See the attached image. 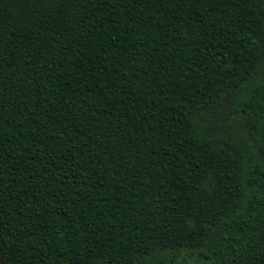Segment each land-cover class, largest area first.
Listing matches in <instances>:
<instances>
[{
	"label": "trees",
	"instance_id": "obj_1",
	"mask_svg": "<svg viewBox=\"0 0 264 264\" xmlns=\"http://www.w3.org/2000/svg\"><path fill=\"white\" fill-rule=\"evenodd\" d=\"M198 251L264 264V0H0V264Z\"/></svg>",
	"mask_w": 264,
	"mask_h": 264
},
{
	"label": "rangeland",
	"instance_id": "obj_2",
	"mask_svg": "<svg viewBox=\"0 0 264 264\" xmlns=\"http://www.w3.org/2000/svg\"><path fill=\"white\" fill-rule=\"evenodd\" d=\"M229 111V102H223L214 112H209L200 116L198 118V123L200 122V125L211 135L224 134L225 131H227L225 128L228 126L224 125L223 122L228 117ZM190 261L191 264H213L203 251H198L194 254Z\"/></svg>",
	"mask_w": 264,
	"mask_h": 264
}]
</instances>
